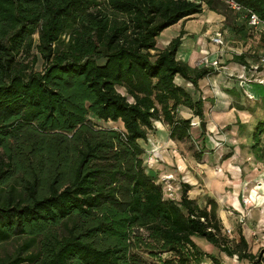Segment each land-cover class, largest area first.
<instances>
[{
  "label": "trees",
  "instance_id": "obj_1",
  "mask_svg": "<svg viewBox=\"0 0 264 264\" xmlns=\"http://www.w3.org/2000/svg\"><path fill=\"white\" fill-rule=\"evenodd\" d=\"M104 1L0 0V243L23 238L0 264H224L194 238L264 264V247L253 253L242 233L239 241L221 233L214 200L199 205L187 183L179 200L165 198L138 143L155 120L166 122L170 138L189 137L191 119L174 118L179 105L203 119L204 100L174 78L197 87L214 68L177 59L183 30L151 51L164 29L213 0ZM235 1L264 21V0ZM35 33L42 71L17 59ZM260 49L264 55V39ZM245 58L232 60L248 67ZM89 116L120 121L123 131L95 127ZM261 136L264 115L250 131L252 149ZM14 163L30 171L21 191L9 183Z\"/></svg>",
  "mask_w": 264,
  "mask_h": 264
},
{
  "label": "rangeland",
  "instance_id": "obj_2",
  "mask_svg": "<svg viewBox=\"0 0 264 264\" xmlns=\"http://www.w3.org/2000/svg\"><path fill=\"white\" fill-rule=\"evenodd\" d=\"M97 1H100V4L102 3V5L105 2L104 0ZM202 7L205 10V14H209L210 10L220 14L221 20L219 19L212 22V25H215L216 30L223 31L224 41L228 49L225 53L231 54L232 56L236 54L233 53L234 51H237V53L241 54L244 53V55H246V64L250 68L249 71L253 72V75L257 76L250 77L249 75H246V77L240 78L229 77L234 81L237 80L234 83V87L236 89L232 90L230 95L232 96L234 101H236L234 109L236 112L235 114H239L241 116L243 113H245L248 117V120L245 121V119H237L236 122H227L228 124L224 123L222 125L219 124V126L211 132L212 134L210 135L212 137H214V135H217L218 137L221 136V139H223L220 140L216 137V142H221L220 144L224 146L221 148L220 152H218V150L215 148L210 149V146L204 144V142L200 140V137L194 139L195 131L197 132V134L201 132L206 133L207 129L209 130L212 127L211 123L213 122V119L210 116L211 109H207L210 103L207 104V108L203 107L204 123H202V127L200 126V123L196 126L190 125V133L192 134H190L189 137H186L184 141H181L183 143L181 146L184 150L188 151V153L191 155V157H193L195 161L201 162V159L205 161L206 165L202 167V171H197L198 173H195V176L198 178L199 184L203 185V181L208 180V182H210L211 180H213V178H211L210 176L213 177V175L215 174L214 171L220 174L219 177H221L222 181L225 183L224 187H221L218 190H209V193H212L210 196L212 199H217L219 201L224 200L222 207L227 211V215L229 216V225H227L229 227H225V225L222 224L223 228L221 233L228 237V239H233L235 241H239V234L242 233L247 240L249 251L256 253L260 248L264 247V199L258 203L256 202L255 204L253 203L250 205H245L243 199H246L248 197L252 198L251 193L255 189V187L259 185V182L264 184V136H261L259 144L256 145L254 149H252L250 145L251 141L249 138L250 131L252 130L253 124L255 123L257 118H263L264 106H262V102L264 103V95H256L252 92L250 86L249 88H247L241 83V81L245 80L247 84H259L257 80L264 79V74L259 73L261 71L264 72V67L261 66L257 72H254V70L252 69V66L257 64L259 57L262 54V50L260 49L262 39H259L254 31L248 29L244 23V20L240 18L239 15H237L235 12H233L227 6V4L224 3V1L213 0L212 6L210 8L204 3L202 4ZM189 19L193 20L188 21L187 24L194 26V22L198 20V17L192 16ZM195 19L197 20L195 21ZM234 25H243V33H237L233 29ZM181 31V23L171 25L164 29L160 33V35L157 36L156 50H152L151 54L154 56L157 53V50L162 49L164 42L169 43L172 39L179 36ZM213 33H211L210 35H212ZM208 37H206V39H209ZM61 39L64 41V44H67L70 40L69 32H64L61 35ZM17 59L28 65V71H42L44 69L46 63L44 62V59L41 57L38 51L37 33L33 35L32 46L29 49H24L18 55ZM223 68L220 67V69ZM248 78H250V83L248 82V80H246ZM118 90L122 93H125L124 89L120 87H118ZM238 105H242L243 109H238ZM89 118L92 120V124L95 127L105 129L114 128L119 131H123V126L120 121H102L96 119L93 116H89ZM174 118H178L176 116V110ZM163 123L166 122L163 121ZM151 132L152 131H149L148 134H150ZM232 135H234V137ZM193 139L196 141V144ZM10 141L14 142L13 139H11ZM139 143H141V145L145 144L143 140H140ZM196 154L200 155L199 159H196ZM2 158L5 159V155L3 154V149L0 148L1 161ZM47 167V163H44V168L43 166L38 167L40 176L44 175L43 170L45 172ZM27 169L28 168L24 169L22 167H17L15 163L12 165L9 183L15 186L17 191H21L22 186L25 184L26 180L30 179V171H28ZM165 176H169L170 178H165L163 181H161V179ZM158 180L163 185V190L165 193H163V195L165 198L168 197L166 192H173L172 196L177 197V193L180 192V185L182 184V178L180 176H176L174 173H168L163 175L162 177H159ZM257 191H259V189ZM259 194H261L260 191ZM232 195L238 198L239 203L237 204V209L235 208L236 210L232 206H230V202H227L229 197ZM178 198L175 199L177 200ZM70 221H68V224H70ZM63 228L64 227L62 226L61 232ZM226 229H231L232 234H226ZM22 240L23 238H19L16 236L2 241L0 243V261L5 257H8L9 255H12L15 252L16 248L21 245V243L23 242ZM194 241L204 250V252L210 253L212 251L218 254L217 248H215L206 240L202 238H194ZM36 250L37 248L35 247L31 248L30 251L35 252ZM142 255L146 259L151 260L147 255ZM223 257L229 264H232L229 259H227L225 256ZM233 259L237 261L239 260L236 256L233 257ZM243 262L253 264L251 262H248L247 260H243ZM23 264L30 263L25 262ZM206 264L211 263L208 261Z\"/></svg>",
  "mask_w": 264,
  "mask_h": 264
},
{
  "label": "crops",
  "instance_id": "obj_3",
  "mask_svg": "<svg viewBox=\"0 0 264 264\" xmlns=\"http://www.w3.org/2000/svg\"><path fill=\"white\" fill-rule=\"evenodd\" d=\"M209 12V14H205V10L203 9L202 13L194 15L195 17H198V20L195 19V21H197L194 22V26L187 24L188 21H191L193 19H184L176 23H181L182 30L184 31L181 39V44L176 53V57L177 59L186 62L191 67H198L197 65H195V63L202 56L208 57L209 60L218 58L216 52L217 47L212 44L209 39H206V37L210 36V34L216 30V27L215 25H212V22L219 20L221 16L214 11L210 10ZM167 44L168 42H164L162 48H164ZM232 58L233 56L228 53H224L223 55L219 56V62L221 63L222 68L223 66L224 68L213 69V72L211 74L198 80L197 87L193 86L191 82L179 75H176L174 78L175 83L184 88L190 94L193 100H197L201 97L204 100V108L207 106V104L210 103L208 105V108H206L211 109L210 116L213 119V122L211 123L212 127L209 130L207 129L206 133L201 132L197 134V132L195 131L194 139L200 137V140L203 141L204 144L210 146V149H217L218 152H220L221 148L224 146L220 144L221 142H216V137L220 140L223 139H221V136L218 137L217 135H214L215 138L212 137L210 135L212 134L211 132L216 127H218L219 124L222 125L227 122H236L237 119H245V121L248 120V117L245 113H243L241 116L239 114H235L236 112L234 109L236 101H234V99L230 95L231 91L236 89L234 87V83L237 80L235 79L236 81H234L229 77L240 78L246 77V75H249L250 77L257 76L253 75V72L249 71V66L245 67L241 63L239 64L237 62H233ZM261 73L264 74V72L262 71ZM246 80H250V78ZM249 86L252 92L256 95L261 96L264 94L263 85L251 83L249 84ZM176 116L183 119L190 118L191 121H199V123L203 121L204 123L203 119L201 120L198 116H194L192 114V111L185 106H177ZM153 125L154 128L150 130L152 132L150 134H147L148 137L143 140L145 144L141 145V143H139L140 140H138V143L143 148V154L141 158L146 167V170L155 177L156 181H159V177H162L163 175L168 173H174L176 176H180L182 178L181 183H187L190 186V189L187 192L189 198L194 199L199 205H205L207 198L212 199L210 197L212 193H209V190H218L225 185V183L222 181V178L219 177L220 174L214 171L215 176H210L211 178H213V180H211L210 182H208V180L203 181V185L199 184L198 178L195 176V173H198L197 171H202V167L206 165L205 161L202 159L201 162L195 161L193 157H191V155L188 153V151L182 148L181 145L183 143L181 141H184L186 138H183L181 140L170 138L169 126L166 123H163L162 120H155L153 122ZM232 136L234 137V135ZM255 189H259L261 194H259V191ZM255 189L251 193L252 198H255L253 199L254 204L264 199V184L259 182V185H257ZM179 191L180 192L177 193L176 197H179L177 200L180 199L181 187L179 188ZM212 200H214L216 203V213L220 218L221 223L225 225V227H229L227 226L229 225V216L227 215L228 213L222 207L224 200ZM227 202H230V206H232L234 209H237V204L239 202L236 196H230ZM210 253L218 256L224 264L229 263L224 259L223 256L229 259L232 264H248L244 263L243 260L237 261L233 259V257L235 256L229 257L223 252L218 251L217 254L211 251Z\"/></svg>",
  "mask_w": 264,
  "mask_h": 264
},
{
  "label": "built area",
  "instance_id": "obj_4",
  "mask_svg": "<svg viewBox=\"0 0 264 264\" xmlns=\"http://www.w3.org/2000/svg\"><path fill=\"white\" fill-rule=\"evenodd\" d=\"M222 1H224V3H226L227 6L233 12H235L237 15H239L240 18H242L244 20L246 27L248 29L254 31L259 39H264V21L261 20L256 13H254L251 10L240 5L235 0H222ZM208 38H209L210 42L217 47L216 52H217L218 58H216L214 60H209L208 57L202 56L198 59L196 65L198 67H211L214 69H218V68L222 67L221 63L219 62V56L223 55L226 52V50H228L226 43L224 41L223 31L217 30L212 35H210ZM233 53H236V55L241 54V53H237V51H234ZM261 66L264 67V55L263 54L260 55L257 64L253 65L252 69L254 70V72H257ZM259 73H261V72H259ZM257 81L260 85H263V87H264V79H259ZM248 82H249V80H248ZM241 83L244 86H246L247 88H249V84H247V82L245 80H242ZM190 125L191 126L199 125V121H191ZM165 178H170V177L165 176L161 179V181H163ZM158 182H160V181H158ZM162 187H163V185H162ZM163 192H164V190H163ZM166 194L168 195L167 198H170V199L176 198V197L172 196L173 192H169V193L166 192ZM243 201H244L245 205L246 204L250 205V204L254 203V200L251 197L243 199ZM241 221H242V218H241ZM226 234L231 235L232 234L231 229H226Z\"/></svg>",
  "mask_w": 264,
  "mask_h": 264
},
{
  "label": "water",
  "instance_id": "obj_5",
  "mask_svg": "<svg viewBox=\"0 0 264 264\" xmlns=\"http://www.w3.org/2000/svg\"><path fill=\"white\" fill-rule=\"evenodd\" d=\"M202 123H203V121H202V122H200V126H202Z\"/></svg>",
  "mask_w": 264,
  "mask_h": 264
}]
</instances>
